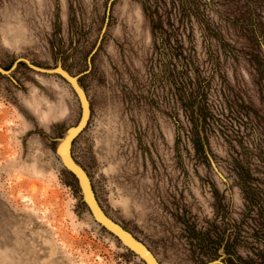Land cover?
I'll use <instances>...</instances> for the list:
<instances>
[{
	"label": "rangeland",
	"instance_id": "374dc122",
	"mask_svg": "<svg viewBox=\"0 0 264 264\" xmlns=\"http://www.w3.org/2000/svg\"><path fill=\"white\" fill-rule=\"evenodd\" d=\"M18 59L0 72V264H143L59 160L70 84L25 59L83 72L72 154L161 264H264V0H0V67Z\"/></svg>",
	"mask_w": 264,
	"mask_h": 264
},
{
	"label": "water",
	"instance_id": "95a60500",
	"mask_svg": "<svg viewBox=\"0 0 264 264\" xmlns=\"http://www.w3.org/2000/svg\"><path fill=\"white\" fill-rule=\"evenodd\" d=\"M26 63L36 71L59 74L64 77L70 84L73 92L75 93L79 106L80 114L77 122L70 126L58 140L57 144V154L63 168L72 175L76 183L77 190L79 192L80 201L86 207L92 220L99 225L101 229H104L110 235H112L118 243L123 246L127 251L138 257L144 264H161L156 258L154 253L149 249V247L138 237H136L132 232L125 228L122 224L113 219L101 206L99 203L93 186L91 184L90 178L82 167V165L77 161V159L72 154V143L74 138L81 132L85 127L87 120L90 117V103L85 93L84 87L80 83L79 77L83 72L77 74H71L65 68L61 67L57 70V67L53 68H42L30 63L27 59ZM19 61L16 60L11 68L3 69L0 67V72L8 74L10 70ZM208 160L211 163L213 169L220 176L221 179H225L224 176L216 168L211 156L207 154ZM224 264L221 259H213L208 262L197 263V264Z\"/></svg>",
	"mask_w": 264,
	"mask_h": 264
},
{
	"label": "trees",
	"instance_id": "16d2710c",
	"mask_svg": "<svg viewBox=\"0 0 264 264\" xmlns=\"http://www.w3.org/2000/svg\"><path fill=\"white\" fill-rule=\"evenodd\" d=\"M94 222V221H93ZM95 223V222H94ZM243 223H245V221L243 222ZM96 224V223H95ZM98 227H99V225L98 224H96ZM243 225V224H242ZM238 226L237 224H234L233 225V231H235V230H237V229H240L241 227H243V226ZM100 228V227H99ZM101 229V228H100ZM101 230H103V231H105L104 229H101ZM233 233V232H232ZM235 234L237 235L238 233L237 232H235ZM226 236V235H225ZM221 244V243H220ZM132 254V253H131ZM225 254H227L226 252H225ZM134 255V254H133ZM213 259V258H212ZM140 260V259H139ZM141 261V260H140ZM244 264H249V262L248 261H242ZM241 263V262H240ZM144 264V263H143ZM242 264V263H241Z\"/></svg>",
	"mask_w": 264,
	"mask_h": 264
}]
</instances>
